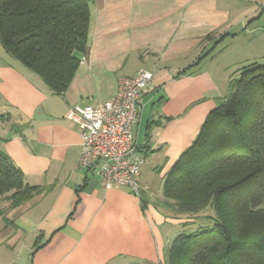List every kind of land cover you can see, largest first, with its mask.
Instances as JSON below:
<instances>
[{"label":"crops","instance_id":"1","mask_svg":"<svg viewBox=\"0 0 264 264\" xmlns=\"http://www.w3.org/2000/svg\"><path fill=\"white\" fill-rule=\"evenodd\" d=\"M89 2L87 50L61 94L0 43V151L28 184L43 188L16 207L1 202L12 224L0 217V264H165L164 217L142 208L128 188L104 189L76 166L79 132L65 113L112 99L121 76L152 72L132 133L139 181L146 161L148 170L166 174L226 95L233 71L213 53L218 32L244 25L264 0Z\"/></svg>","mask_w":264,"mask_h":264},{"label":"trees","instance_id":"2","mask_svg":"<svg viewBox=\"0 0 264 264\" xmlns=\"http://www.w3.org/2000/svg\"><path fill=\"white\" fill-rule=\"evenodd\" d=\"M89 23V0H0L3 49L56 94L66 89L78 54L87 50ZM216 101L162 183V203L175 213H213L204 217L209 225L168 242L165 264H264V66L234 70L226 95ZM42 190L0 151V199L12 208ZM251 215L262 224L239 235L237 228ZM0 217L12 224L1 208Z\"/></svg>","mask_w":264,"mask_h":264},{"label":"built area","instance_id":"3","mask_svg":"<svg viewBox=\"0 0 264 264\" xmlns=\"http://www.w3.org/2000/svg\"><path fill=\"white\" fill-rule=\"evenodd\" d=\"M153 73L139 68L118 78L114 97L95 105H74L65 118L78 128L81 150L76 166L96 176L104 189L125 187L140 197V166L132 126L140 115L141 92Z\"/></svg>","mask_w":264,"mask_h":264},{"label":"rangeland","instance_id":"4","mask_svg":"<svg viewBox=\"0 0 264 264\" xmlns=\"http://www.w3.org/2000/svg\"><path fill=\"white\" fill-rule=\"evenodd\" d=\"M248 21L249 24L246 25ZM248 21L246 20L244 25L242 22L241 24L243 26L241 24H235L228 31H219L216 37L218 41L214 47L215 49H213V53L218 58H216L217 61L219 59H226L228 70L230 71L252 63L264 66V3L258 8L255 16ZM148 166V162L146 161L145 174L139 181L141 187L147 188V197L141 194V199L138 196L137 199L139 200L140 206L142 204L141 200L144 202V209L145 207L149 209V206H153L164 217L162 223L160 225L158 224L165 245L164 247L178 233H189L197 230L201 226L209 225V220L204 217L213 213L210 208L195 216L184 213L178 214L163 205V194L159 200H156V195L158 196L162 193V183L165 174H161L163 168L154 171L151 169L148 170ZM3 199L0 200V208L3 210V214H5L6 206L1 204ZM168 201H173V198H170ZM262 221H259V217L254 215L246 217L245 222L237 228L239 235L249 236L251 232L262 224Z\"/></svg>","mask_w":264,"mask_h":264}]
</instances>
